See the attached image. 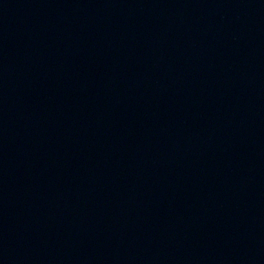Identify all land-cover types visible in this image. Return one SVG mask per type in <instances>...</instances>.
Masks as SVG:
<instances>
[{
    "label": "water",
    "instance_id": "95a60500",
    "mask_svg": "<svg viewBox=\"0 0 264 264\" xmlns=\"http://www.w3.org/2000/svg\"><path fill=\"white\" fill-rule=\"evenodd\" d=\"M0 264H264V0H0Z\"/></svg>",
    "mask_w": 264,
    "mask_h": 264
}]
</instances>
